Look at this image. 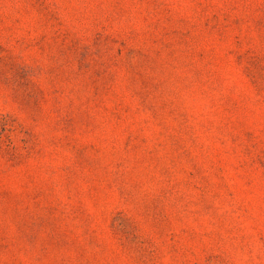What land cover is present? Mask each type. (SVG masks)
Masks as SVG:
<instances>
[{"label": "rangeland", "instance_id": "374dc122", "mask_svg": "<svg viewBox=\"0 0 264 264\" xmlns=\"http://www.w3.org/2000/svg\"><path fill=\"white\" fill-rule=\"evenodd\" d=\"M0 264H264V0H0Z\"/></svg>", "mask_w": 264, "mask_h": 264}]
</instances>
